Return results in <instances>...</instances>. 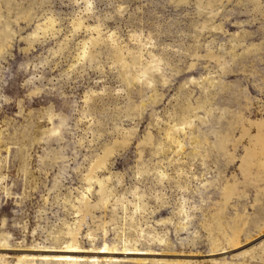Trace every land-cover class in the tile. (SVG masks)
I'll list each match as a JSON object with an SVG mask.
<instances>
[{"label":"rangeland","instance_id":"1","mask_svg":"<svg viewBox=\"0 0 264 264\" xmlns=\"http://www.w3.org/2000/svg\"><path fill=\"white\" fill-rule=\"evenodd\" d=\"M0 264H264V0H0Z\"/></svg>","mask_w":264,"mask_h":264},{"label":"bare ground","instance_id":"2","mask_svg":"<svg viewBox=\"0 0 264 264\" xmlns=\"http://www.w3.org/2000/svg\"><path fill=\"white\" fill-rule=\"evenodd\" d=\"M108 156L109 155H105L104 157H103V159H101V163H104V160L105 159H107L108 158ZM100 161V160H99ZM99 161H97V162H99ZM100 163V162H99ZM97 165H99V164H97ZM101 165V164H100ZM93 166H94V164H93ZM93 166H92V168H93ZM102 166H104V165H101L100 167H102ZM95 167H96V165H95ZM97 168H98V166H97ZM92 170H94V169H92ZM92 172V171H91ZM87 179H88V182H90V180L92 179V173L90 174V175H88L87 176ZM88 192H90V190H88ZM83 203H84V206H85V208H89L88 207V200L86 199L85 201H83ZM86 209V210H87ZM73 238H74V242H73V244L71 245L72 247L71 248H76L77 246H78V243H77V238H78V235H73Z\"/></svg>","mask_w":264,"mask_h":264}]
</instances>
